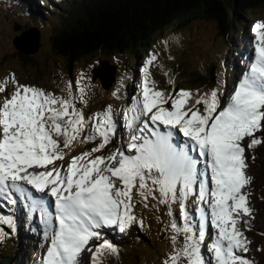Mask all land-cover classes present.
<instances>
[{"label":"snow or ice","instance_id":"snow-or-ice-1","mask_svg":"<svg viewBox=\"0 0 264 264\" xmlns=\"http://www.w3.org/2000/svg\"><path fill=\"white\" fill-rule=\"evenodd\" d=\"M253 31L254 61L232 90L159 88L151 54L140 94L121 111L107 104L90 115L85 89L72 95L71 82L57 96L0 77V201L38 211L49 241L40 264H101L118 253L106 233L143 225L135 209L150 199L172 218L174 244L183 233L163 264H253L237 252L251 243L240 227L252 213L247 150L264 146V21ZM120 115L127 138L117 145ZM0 224L15 228L12 216ZM7 234L0 227V240Z\"/></svg>","mask_w":264,"mask_h":264},{"label":"rangeland","instance_id":"rangeland-1","mask_svg":"<svg viewBox=\"0 0 264 264\" xmlns=\"http://www.w3.org/2000/svg\"><path fill=\"white\" fill-rule=\"evenodd\" d=\"M13 1L0 0V77L15 73L21 82L43 87L49 92H55L57 96L69 95V82H71L72 95L79 96V89L83 87L86 98L89 100L85 111L90 115L102 110L107 104H112L117 111L130 108L132 99L140 94L144 76L143 67L151 54H155L157 59L149 66V70L159 88L169 92L173 88L191 89L195 93L197 89L204 92L220 85L222 92L225 88L229 91L232 90L238 83L235 75L240 70H242V74L248 71L254 61L257 40L253 28L257 21H264V10L256 9L242 18L241 25L235 27L233 34L236 40L233 49L235 59L236 49L240 42L250 46L249 59L248 56L242 55L239 65L235 60L239 69H226L224 73L222 65L227 50L225 48L227 38L221 33L214 20L193 17L165 28L153 41H150L145 50L137 57L140 67H133L135 75L130 77L132 71L129 70L127 52L110 53L101 50L95 54L74 59L69 66L68 59L57 53L50 41V36L59 29V13L54 9L52 11L46 0H36L39 7L44 10L45 18L34 21L32 17L18 13ZM57 3L66 7L68 0H58ZM18 24L20 29L16 31L13 26ZM31 24L37 28L40 44L35 53L27 54L29 57L25 58V54L13 45V39L22 30L29 29ZM99 60H106L109 66H115L116 69L115 79L108 88H103L99 78H92L91 69L98 65ZM210 68L212 74L209 72ZM119 71H122L123 74L126 71L128 78L123 77L122 79L118 74ZM122 80L126 81L127 85L131 84L132 88L126 97L119 98L118 94L113 96V93H118ZM170 80L175 83L170 84ZM133 84H136V87ZM119 99H122L123 104L119 102ZM126 99H128V105ZM125 120L126 118L120 115V136L126 139ZM119 143L120 140H116V144L119 145ZM247 153L249 167L246 172L252 177V180L243 191L248 196L252 213L250 216L243 217L247 223H242L240 227L251 243L248 245L247 253H241L239 249L237 252L245 255L253 264H264V146L257 145L255 148L248 149ZM5 210L12 213L13 207L5 208ZM135 213L138 220L142 217L143 225L134 224L124 233L119 234L121 238L115 242L116 244L124 240L131 242L115 245L118 253L105 252L101 257V264H163L171 251L182 244L183 233L179 234L175 244L171 239L175 235L169 227L172 218L163 205H158L155 200L150 199L148 207L138 204ZM196 218H199L198 215ZM177 222L182 227L183 220L177 217ZM4 225L0 224V227ZM3 228L5 233H8L5 227ZM210 231L214 236L216 230L210 227ZM116 232L119 231L109 230L106 233V238L110 240V236L113 237ZM8 234L0 240V247L7 251L10 249L11 238ZM48 242L46 240L42 249L36 245L33 247L34 243L31 244L32 247L26 246L20 251L19 258L25 264H40L42 257L34 262V256L30 249L40 251L43 256ZM207 242L210 243V240ZM205 255L207 256L206 251Z\"/></svg>","mask_w":264,"mask_h":264},{"label":"trees","instance_id":"trees-1","mask_svg":"<svg viewBox=\"0 0 264 264\" xmlns=\"http://www.w3.org/2000/svg\"><path fill=\"white\" fill-rule=\"evenodd\" d=\"M19 1L34 21L42 17L39 11L30 8L31 3L36 5L34 0ZM50 6L56 7L60 15L59 29L50 36L51 46L68 59L69 65L74 59L102 50L127 52L128 59H132L131 67L138 66V55L162 30L193 17L214 20L231 46L235 27L256 9L264 10V0H68L66 7L53 3ZM24 57L29 56L25 54ZM130 70V77H133L134 70L132 67ZM209 72L212 74L211 68ZM121 73L122 79L128 78L126 71ZM131 88L124 82L118 91L119 98L126 97ZM12 217L15 223L12 250L7 253L0 247V264H24L19 258L20 251L35 241L24 215Z\"/></svg>","mask_w":264,"mask_h":264},{"label":"water","instance_id":"water-1","mask_svg":"<svg viewBox=\"0 0 264 264\" xmlns=\"http://www.w3.org/2000/svg\"><path fill=\"white\" fill-rule=\"evenodd\" d=\"M13 29L16 31L19 30V24L14 25ZM13 44L15 48L24 54L35 53L40 44L37 29L35 27H29L27 30H22L19 35L14 37ZM92 73L93 79L99 77L101 85L104 88H108L114 80L115 68L114 66H109L106 60H100L99 66L94 67Z\"/></svg>","mask_w":264,"mask_h":264},{"label":"bare ground","instance_id":"bare-ground-1","mask_svg":"<svg viewBox=\"0 0 264 264\" xmlns=\"http://www.w3.org/2000/svg\"><path fill=\"white\" fill-rule=\"evenodd\" d=\"M242 50H244V51H242ZM249 50H250V46L247 43L241 44V42H240V45H238V47H237V53H236V59H235L237 61L238 65L240 64L242 55H244V57L248 56V59H249ZM242 52H244V53H242ZM236 61L234 62V70L239 69V68H237ZM239 73H241V74H239ZM239 73L236 75L234 74L237 79L240 75H242V70H240Z\"/></svg>","mask_w":264,"mask_h":264}]
</instances>
